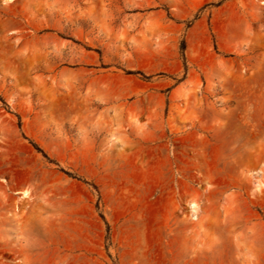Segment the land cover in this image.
Returning a JSON list of instances; mask_svg holds the SVG:
<instances>
[{
  "label": "rangeland",
  "instance_id": "1",
  "mask_svg": "<svg viewBox=\"0 0 264 264\" xmlns=\"http://www.w3.org/2000/svg\"><path fill=\"white\" fill-rule=\"evenodd\" d=\"M0 264H264V0H0Z\"/></svg>",
  "mask_w": 264,
  "mask_h": 264
},
{
  "label": "snow or ice",
  "instance_id": "2",
  "mask_svg": "<svg viewBox=\"0 0 264 264\" xmlns=\"http://www.w3.org/2000/svg\"><path fill=\"white\" fill-rule=\"evenodd\" d=\"M25 195H27V193H25Z\"/></svg>",
  "mask_w": 264,
  "mask_h": 264
}]
</instances>
